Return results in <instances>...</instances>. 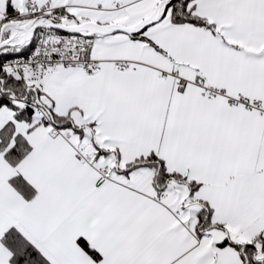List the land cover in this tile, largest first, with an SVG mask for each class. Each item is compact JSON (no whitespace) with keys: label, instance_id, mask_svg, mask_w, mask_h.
I'll use <instances>...</instances> for the list:
<instances>
[{"label":"snow or ice","instance_id":"obj_1","mask_svg":"<svg viewBox=\"0 0 264 264\" xmlns=\"http://www.w3.org/2000/svg\"><path fill=\"white\" fill-rule=\"evenodd\" d=\"M0 264H264V0H0Z\"/></svg>","mask_w":264,"mask_h":264}]
</instances>
